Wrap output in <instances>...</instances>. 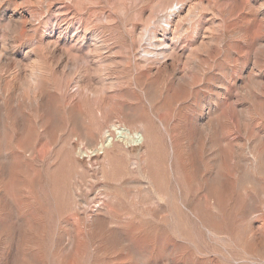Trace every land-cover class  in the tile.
I'll use <instances>...</instances> for the list:
<instances>
[{
  "label": "rangeland",
  "instance_id": "1",
  "mask_svg": "<svg viewBox=\"0 0 264 264\" xmlns=\"http://www.w3.org/2000/svg\"><path fill=\"white\" fill-rule=\"evenodd\" d=\"M0 54V264H264V0H0Z\"/></svg>",
  "mask_w": 264,
  "mask_h": 264
},
{
  "label": "bare ground",
  "instance_id": "2",
  "mask_svg": "<svg viewBox=\"0 0 264 264\" xmlns=\"http://www.w3.org/2000/svg\"><path fill=\"white\" fill-rule=\"evenodd\" d=\"M175 6H178V4H175ZM182 9V4L180 5V7L179 8H177V10L176 11H174L173 12V14L172 15H174V16H176V14H178L179 12H180V10ZM172 10V9H171ZM174 10V9H173ZM185 12V11H184ZM181 15V14H180ZM180 17V16H179ZM181 18V17H180ZM179 18V19H180ZM174 21V20H173ZM54 22V21H53ZM175 22V21H174ZM169 26V25H168ZM173 27V26H172ZM3 28V27H2ZM183 29V28H182ZM168 30V29H167ZM171 30H173V29H171ZM162 31V30H161ZM180 31H181V29H180ZM176 32V31H175ZM173 35V34H172ZM172 35H171V37H172ZM74 37L73 38H77L76 40H78V38H79V36H77V34H74L73 35ZM170 37V38H171ZM153 38V40H154V46H162V45H164V47L165 48H163V49H160V47H158L160 50H158L157 52H155L154 53V56H162V58H164V56L169 52V51H171L172 49H173V44H172V42L170 43V44H168V42H170V41H165L164 39H161V38H158L157 36H153L152 37ZM176 38V37H175ZM152 40V41H153ZM173 40V37L171 38V41ZM175 41V40H174ZM94 44V43H93ZM154 48V47H153ZM155 49V48H154ZM156 50V49H155ZM3 51V50H2ZM5 51V50H4ZM154 52V51H153ZM144 53V52H143ZM152 52H146L145 54H151ZM144 54V55H145ZM153 54V53H152ZM151 56V55H150ZM0 57H1V54H0ZM141 58H143V57H141ZM157 59H159V58H157ZM146 60H148V59H146ZM143 61V60H142ZM156 62V61H155ZM153 63H154V61H153ZM153 63H152V65H153ZM141 64V63H140ZM144 64V63H143ZM155 64H157V62L155 63ZM171 64V63H170ZM169 64V65H170ZM175 64V63H174ZM149 65V64H148ZM162 65V64H161ZM172 66V65H171ZM162 67V66H161ZM155 68V67H154ZM153 68V69H154ZM149 69V68H148ZM152 70V69H151ZM171 70V69H170ZM179 70V69H178ZM146 71V70H145ZM182 72H183V69L181 70ZM185 71V70H184ZM186 72V71H185ZM177 73V72H176ZM41 74V72L39 73V71H38V69H35V70H33V72L31 73V75L29 76V78H30V83L32 82V83H34V84H43L44 83V80L42 79L43 78V76H41L40 75ZM175 74V73H174ZM185 74V73H184ZM179 75V74H178ZM187 75V74H186ZM176 76V75H175ZM188 76V75H187ZM186 76V77H187ZM177 77V76H176ZM179 77V76H178ZM177 80V79H176ZM180 80L181 81H184V78L182 77V78H180ZM179 81V80H178ZM114 127V126H113ZM113 129V128H112ZM115 130V129H114ZM108 131V130H107ZM133 131V130H132ZM132 131H130L128 128H126V127H124V128H117V132H118V136L116 137V138H113L112 136H111V134H110V132H107V134H106V138H107V140H106V142H107V145L108 144H111L112 145V143L113 142H116V141H126V140H129V142L133 145V146H138V145H140L141 143H142V141H143V138L141 137V139H140V136H138L137 135V133H134V132H132ZM140 134V133H139ZM102 135V134H101ZM103 138V137H102ZM101 139V138H100ZM101 141V140H100ZM140 141H141V143H140ZM129 143V144H130ZM145 143H146V141H145ZM147 144V143H146ZM145 145V144H144ZM103 146V145H102ZM132 146V147H133ZM100 147V146H99ZM101 148H103V147H101ZM106 149H109V148H107V147H105ZM105 149V150H106ZM99 150H101L100 148H99ZM102 150H104V148L102 149ZM106 152V151H105ZM104 152V153H105Z\"/></svg>",
  "mask_w": 264,
  "mask_h": 264
}]
</instances>
